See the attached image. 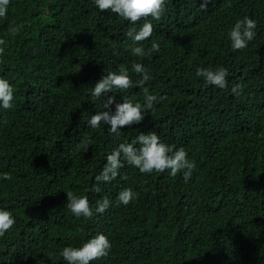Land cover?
Masks as SVG:
<instances>
[{"label":"trees","instance_id":"1","mask_svg":"<svg viewBox=\"0 0 264 264\" xmlns=\"http://www.w3.org/2000/svg\"><path fill=\"white\" fill-rule=\"evenodd\" d=\"M245 16L256 36L233 50L229 32ZM144 22L100 11L94 0H10L0 17V78L14 90L13 107H0V209L16 223L0 237V264H67L62 249L98 233L112 247L90 264H264V0H208L205 9L201 0H166L152 39L137 45L160 49L139 57L126 32ZM13 25H23L15 36ZM135 63L163 99L119 135L91 128L92 115L114 114L123 99L144 105L135 86L106 94L115 98L110 109L107 96L91 95L120 68L139 80ZM217 67L228 84L213 91L196 69ZM150 131L184 148L196 164L190 180L170 170L143 175L121 156L119 175L97 184L116 145ZM124 188L137 194L127 206L117 199ZM68 192L88 197L92 218L67 209ZM104 197L110 207L96 213Z\"/></svg>","mask_w":264,"mask_h":264},{"label":"clouds","instance_id":"2","mask_svg":"<svg viewBox=\"0 0 264 264\" xmlns=\"http://www.w3.org/2000/svg\"><path fill=\"white\" fill-rule=\"evenodd\" d=\"M10 0H0V17H4L7 13V7ZM208 0H201V8L205 9ZM94 4L100 11L110 10L119 17L135 24L140 20L145 22L137 28H130L126 32V36L131 40V52L139 57H144L153 51L158 52L160 45L153 42L151 48L147 51L141 45L146 39L151 40L154 33V22L160 20L165 12L166 0H94ZM152 18V23L148 18ZM23 25H13L9 32L12 36L19 34ZM256 21L245 16L243 19L237 20L229 32L231 47L233 50H243L248 46V42L256 36L254 29ZM5 41L0 39V45H4ZM4 53V48L0 47V55ZM133 71L140 75V79L133 82L128 71L125 68L109 72L98 80L91 92L92 97L101 98L107 96L104 100V109H110L115 103L114 96L106 95L111 93L113 88L127 90L132 87L143 89L145 103H133L130 99H123L122 103L115 104L114 114L109 111H100L92 115L88 121L91 128H98L101 124L109 125L110 133L119 135L123 127L139 124L145 118L144 111L153 108L163 97L150 94L145 84L151 80L147 69L140 64H133ZM196 75L202 77L204 85L215 91L214 88H226L228 81V71L224 67L197 68ZM240 85L236 84L231 91L234 95L240 94ZM14 90L6 79L0 78V107L11 109L13 107ZM89 139L87 144H91ZM119 144V143H118ZM106 157V163L100 173L95 177L97 184L100 182H111L119 175V169L123 167L121 156L128 164L137 168L143 175L163 173L170 170V175L176 176L182 174L184 181L187 183L193 171L196 168L194 161L189 160L187 152L183 147L174 148L161 142L160 137L155 132L140 133L132 143H120ZM138 144L139 147L134 145ZM87 145L85 146V151ZM4 179H11L10 175L5 174ZM100 191L99 187L94 189ZM136 193L131 188L122 189L117 196L118 201L127 206L134 198ZM67 209L76 217L92 218L93 209L90 206L88 197L85 195H76L73 192L66 194ZM96 213L103 214L110 207V200L104 197L96 202ZM16 223L12 213L5 209H0V237L10 230ZM111 243L108 237L103 233H98L94 237L88 239L81 247L67 246L62 249L60 255L67 264H90V262L98 260L109 254Z\"/></svg>","mask_w":264,"mask_h":264}]
</instances>
